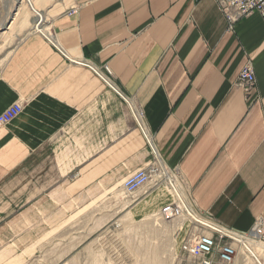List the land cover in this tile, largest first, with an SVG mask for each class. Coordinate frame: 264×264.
Instances as JSON below:
<instances>
[{
	"label": "crops",
	"instance_id": "crops-1",
	"mask_svg": "<svg viewBox=\"0 0 264 264\" xmlns=\"http://www.w3.org/2000/svg\"><path fill=\"white\" fill-rule=\"evenodd\" d=\"M15 1L0 7V114L14 103L23 108L0 130V222L15 223L54 190L120 188L151 160L131 108L174 172L176 194L198 217L240 232L264 220V23L257 13L229 29L215 0ZM35 12L44 35L33 29ZM76 61L108 66L130 106ZM248 62L256 78L249 96L236 86ZM72 129L75 138L67 135ZM176 194L143 187L124 197L125 215L166 226L176 264H196L180 251L190 222L159 218Z\"/></svg>",
	"mask_w": 264,
	"mask_h": 264
},
{
	"label": "rangeland",
	"instance_id": "rangeland-1",
	"mask_svg": "<svg viewBox=\"0 0 264 264\" xmlns=\"http://www.w3.org/2000/svg\"><path fill=\"white\" fill-rule=\"evenodd\" d=\"M4 3L0 0V7ZM4 54L1 48L0 59ZM67 135L75 138L78 133L72 129ZM65 145L59 139V154ZM74 191V186L54 190L15 223L12 218L0 222V264H176L172 234L153 218L126 217L121 188ZM249 246L264 264V246ZM244 258L241 264H254L251 256Z\"/></svg>",
	"mask_w": 264,
	"mask_h": 264
},
{
	"label": "built area",
	"instance_id": "built-area-1",
	"mask_svg": "<svg viewBox=\"0 0 264 264\" xmlns=\"http://www.w3.org/2000/svg\"><path fill=\"white\" fill-rule=\"evenodd\" d=\"M215 2L227 20L229 29H232L236 22L253 13H257L264 23V0H215ZM75 13L76 9H71L68 12L69 15ZM35 15L37 20L35 24H40V14L35 12ZM74 63L91 69L108 89L130 106V99L114 83L108 66L105 65L99 70L81 61ZM255 84L254 68L248 62L241 68L236 86L249 96L255 88ZM22 108L21 103H14L6 108L0 114V130L17 117ZM131 111L141 135L149 146L151 160L146 165L131 171L122 179L120 188L124 196L130 197L141 188L149 185L154 187L167 186L176 194L174 172L165 165L160 154L151 143L142 123V114L133 111L132 108ZM159 218L162 222H174L184 219L190 222V228L180 244V251L193 258L196 264H235L239 254L250 255L256 260L257 264H261L251 252L249 245L253 242L264 246L263 219H256L252 229L246 232L226 228L209 218L198 217L177 194L173 201L164 204L160 208Z\"/></svg>",
	"mask_w": 264,
	"mask_h": 264
},
{
	"label": "bare ground",
	"instance_id": "bare-ground-1",
	"mask_svg": "<svg viewBox=\"0 0 264 264\" xmlns=\"http://www.w3.org/2000/svg\"><path fill=\"white\" fill-rule=\"evenodd\" d=\"M41 27V21H40V24H35L33 27H35V28H33L34 29V31L35 32H38V33H41L42 34V29H39L38 27ZM42 35H44V34H42ZM251 252H252V250H251ZM255 255V254H254ZM257 258H258V256L257 255H255Z\"/></svg>",
	"mask_w": 264,
	"mask_h": 264
}]
</instances>
